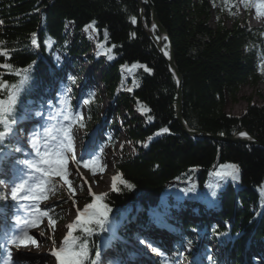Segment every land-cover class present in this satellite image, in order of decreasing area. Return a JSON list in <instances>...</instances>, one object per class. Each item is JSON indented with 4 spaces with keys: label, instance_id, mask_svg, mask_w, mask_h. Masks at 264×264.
I'll use <instances>...</instances> for the list:
<instances>
[{
    "label": "trees",
    "instance_id": "trees-1",
    "mask_svg": "<svg viewBox=\"0 0 264 264\" xmlns=\"http://www.w3.org/2000/svg\"><path fill=\"white\" fill-rule=\"evenodd\" d=\"M150 1L167 32L181 76L185 124L193 130L225 136L244 129L264 141V103H247L238 115H228L224 109L228 100L237 101L241 86L264 84V23L250 26L247 16H237L236 0ZM250 1L243 0L246 13ZM259 1L264 4V0ZM140 3L137 0H0V100L8 102L13 96L15 101L11 111L3 114V121L16 118L28 105L45 102L55 80L67 77L64 66L52 63V52L65 54L68 64L75 66V58L88 50V44L79 38L80 33L91 28L95 41L105 49L106 65L99 77L105 95L121 102L128 117L132 115L130 108L134 107L143 122L130 118L123 123L132 153L123 150L115 158L109 191L86 196V209L95 201L97 206L107 205L111 211L102 224H89L91 233L73 227L76 243L71 247L87 242L88 256L82 264H98L95 262L98 243L108 238L125 259L132 251L113 232L120 220L125 219L128 225L122 235L129 237L128 229L133 222L144 223L158 212L162 193L174 183L195 176L197 190L203 191L213 172L230 165L236 170L237 181L224 175L215 182L218 207L210 212V218L220 224L212 226L204 218L193 224L188 218L192 215L189 210L180 216L179 222L182 228L203 229L225 238L222 255L214 264H240L247 246H252L256 253L264 247V195L260 192L264 185V149L245 143L192 139L184 134L175 116V78L161 52L144 32L160 38L152 26L147 3L145 0ZM66 23L73 26L70 43L64 34ZM162 46L169 54L166 40ZM87 59L97 69L103 63L102 58L93 61L88 56ZM123 67L130 72L126 82L132 86L130 95L117 91ZM85 108V116L78 119L77 126L86 131L99 121L98 100L89 95ZM0 204L3 205L1 199ZM251 204L255 206L253 211L249 209ZM52 219L62 223L63 215L54 212ZM227 222L228 227L224 226Z\"/></svg>",
    "mask_w": 264,
    "mask_h": 264
},
{
    "label": "rangeland",
    "instance_id": "rangeland-1",
    "mask_svg": "<svg viewBox=\"0 0 264 264\" xmlns=\"http://www.w3.org/2000/svg\"><path fill=\"white\" fill-rule=\"evenodd\" d=\"M236 4L237 10L235 14L240 18L247 16L246 18L250 26H261L264 23V15L262 13L264 4L262 1L251 0L248 13L245 12L243 0H236ZM257 5H260L259 11ZM73 33V26L70 23H66L64 34L68 43L72 41ZM79 38H83L84 43L88 44V50L83 56L75 58V66L72 67L68 64V58L65 54L60 53L59 51L52 52V63L57 67L64 66L67 78L58 79L53 84V90L48 91L47 97L45 98V104L40 105V107L36 109H32L37 111H31L29 113V116H33V113L36 112V117L45 119L48 122L47 129H50L52 136L56 137L54 142L55 147L58 146L61 140L67 143L68 138L71 139L72 149L71 151L65 149L63 156L66 167L69 171L68 181L71 182L72 176L76 178V180L71 183L75 186L74 196L77 200L71 199L65 201L55 194L58 180L61 191L65 192L68 198H71L69 189L65 188V185L62 183L63 181H61L59 176H56L54 173L51 175L52 178H56V180L51 181L50 179V183L46 182V193H43V199H39L41 204L38 208L41 212L47 211L48 215L39 216L37 220L38 226L34 229L35 232L42 234L41 239L46 242L45 245L38 247L40 257L37 260V264L45 263L43 260L44 254L48 256L50 255V257L54 258L55 264H58L56 258L51 254L53 249H55L51 242L60 241L65 237L69 230V224L74 225L76 229L84 232L83 228L76 221V217L79 213H83L81 207L85 206L87 203L86 196L89 194L95 196L109 191L112 176L115 173L113 170V162L115 158L118 157L123 150L127 151L128 154L132 153V145L127 140L123 131V123L126 119L130 118H135L143 122V117L136 112L134 107L130 108L132 115L128 117V112L122 107L121 102L112 99L110 100L105 95L99 82V77L101 71L105 68L106 60L100 52L99 47L94 44L96 36L91 29L87 28L82 30ZM83 48H85L84 45ZM88 56H92L93 61L97 60L96 58L102 57L103 63L101 67L98 69L94 68L92 63L87 61ZM79 71H82V73L77 75ZM127 77L128 74L126 71L120 69V82L117 86V91L119 93L130 95L131 88L129 86L126 87V85L123 84ZM69 79H72V81L74 79V83H72V81L70 83ZM89 95L93 96V99L98 100L99 121L91 124V127L85 131L78 128L76 124L79 118L85 116V100ZM247 103H253L256 105L264 103L263 83H258L256 86H241L237 93V101L231 102L228 100L224 109L228 115H238L245 110ZM65 116H67L68 119H65ZM12 124L14 123L7 119L2 122L3 132L1 133H3V137L0 138V144L4 145L5 148L0 152V162L4 161L6 167L8 165L7 159L1 161V156L3 153H10L13 151L10 146L11 137L9 134L6 135V130H9L7 128ZM61 128L68 129V137H65L62 132L57 131ZM112 140H114L113 143L110 142ZM87 146H89V151L81 156L82 150ZM98 146L102 147V151L97 150ZM85 161L89 162L88 166L85 165ZM35 162H39V160H36ZM224 169L232 172L230 177L237 181L235 169L230 165L225 166ZM87 177H92V180L88 183L86 181ZM220 179L221 177H218L217 175H215V177L211 175L210 181L214 184V182H218ZM187 182L188 189L192 191L189 195H185L188 201L178 206V210H176L174 215L176 216V220H179L184 211L189 210L194 214L191 220L197 223L199 220L198 213L204 212L207 214L210 210H215L218 207V202L216 201V188L213 184H210L208 188L205 187L203 191H198L195 186V179H189ZM0 186H3L2 182H0ZM176 187L183 192V185H176ZM10 190V187H7L6 191L2 190L0 187V198L2 197L5 200L4 203L9 202ZM260 192L264 195V185L260 189ZM162 205L163 204H159V211L155 215L150 216L148 221H145L148 225L147 227H136L131 231L130 236H135L136 238V241L133 244H130L132 250L136 252L135 254L143 258L148 264H154V262H157L158 264H192L193 261L196 264L198 262V264H203V260H207V264H213L215 261L219 260L222 255V246L218 245L217 242L224 243L225 238L221 239L218 236H214L205 231L182 233L178 230V234L171 235L178 237L175 242V246L178 250L173 248L174 252L171 254L170 252L164 254L160 250H154L151 245H146V250L145 248H142L141 245H139L140 241L137 239V234L139 233L138 230L150 229L153 222L158 224L162 218L166 217L168 209H164ZM249 209L253 211L255 206L251 204ZM54 212H59L63 215L62 223H58L52 219ZM210 220L213 225L218 226L220 224L216 219L210 218ZM174 225L177 227L176 224ZM224 226L228 227L230 226V223L227 222ZM122 227H119L118 230H121ZM55 229L57 232H54ZM27 234L30 236L31 232ZM96 240L97 239H95V241ZM202 241H204L205 244H210V247L208 246L211 249L209 252L198 249ZM62 244V242H59L57 245L61 248ZM1 246L2 250L5 251L7 247H4L3 244ZM82 246L87 249L88 256L89 245L87 242L72 246L71 250L78 252L81 250ZM109 247L112 249L114 248L112 242L107 239H102L98 244L99 253L103 254L105 249ZM260 252L263 254L257 256L253 249L249 250L246 262H250L251 264H264V247L261 248ZM99 253L97 255L98 262H101V254ZM149 253H152V256H149ZM184 256L189 257L185 258ZM97 257L95 258L96 262ZM244 260V256H241L240 264H243ZM127 261L128 259L124 260L125 263ZM126 264H129V261Z\"/></svg>",
    "mask_w": 264,
    "mask_h": 264
},
{
    "label": "bare ground",
    "instance_id": "bare-ground-1",
    "mask_svg": "<svg viewBox=\"0 0 264 264\" xmlns=\"http://www.w3.org/2000/svg\"><path fill=\"white\" fill-rule=\"evenodd\" d=\"M48 94V92H47ZM34 109V108H32ZM25 109L27 113H23L21 118L14 124L10 125L7 129L10 132H6L11 137V148L13 149L10 153H3L1 156V161L7 159L8 165L7 167H3V163L0 162V182L3 181V179L7 182L8 186H10V196H9V202L4 203L0 207V240H4L5 238L10 237V235L13 233V227L14 224L12 223L11 217L15 216L17 217L20 213V209L22 208H30L32 207V204L35 200H25L23 199L24 196L28 195L24 190H21L18 195L17 199L12 198V188L16 186V184L20 183L23 180H27L29 184L36 183L37 177L39 176L40 172H37L34 168H30L27 164L23 163L25 160L28 161H36L40 160V156L37 155V152L44 153L47 151H53L55 149L54 142L55 139H48L45 137V124L48 122L45 119H41L36 117V112L33 113V116H29V113L31 111H37ZM36 109V108H35ZM37 125H40L38 128ZM15 126V127H14ZM27 131V132H26ZM28 134H26V133ZM22 133L25 135L22 136ZM52 135V134H51ZM37 142V147L34 149L32 147L33 141ZM26 143L28 145H26ZM5 147L0 148L2 151ZM11 149V150H12ZM97 150L102 151V147L98 146ZM86 149L83 151L85 152ZM6 152V151H5ZM50 158H54V155ZM21 159V160H20ZM40 167L45 168V170L49 173L45 178H49L52 180H56V178H52V173H54L56 176H59V179L63 181L62 183L65 185L66 189H69L71 198L66 196L65 192H62L60 189V183L57 180L56 184V190L55 194L58 195L61 199L68 201L71 199L77 200V198L74 196L75 186L71 183L72 181L76 180L74 176L71 177V182L68 180L69 171L66 167V163L64 165V175H57L55 166L52 169H49L47 165H39ZM92 180V177H87L86 181L87 183ZM190 183V182H189ZM188 184V182H187ZM187 184H183V192L181 194L176 195L175 197H172L169 195V197L164 198V201L161 202L162 207L164 209H167L168 206L178 207L182 205V201L185 200V195L190 193V190L188 189ZM4 186V185H3ZM186 187V188H185ZM3 190L6 191L5 187H2ZM43 193H46V187L43 188ZM21 205H24V207H21ZM75 218V217H74ZM150 229L147 230H138L137 239L140 241V244L142 248H145L146 245H151L154 250H160L162 253L170 252L173 253V248H177L174 246L170 240L171 235L178 234V230L175 228L173 224L168 222L167 220H162L159 224L156 222L152 223V226H150ZM184 232H186V229L183 228ZM54 232H57L55 229ZM33 239L37 241L35 245L31 243V241H26L24 243H20L17 237H21L18 233L13 234V237L11 238V256L10 261L8 264H37V260L40 257L38 247L43 246L46 244L45 241H42V235L38 232H31L30 235ZM59 242H62V247L59 248L57 245ZM64 238H62L60 241H53L51 242L53 247H55L58 250H61L64 246ZM210 244H205L204 241L201 242V245L199 246V250L201 251H207L209 252L211 249L209 248ZM209 246V247H208ZM177 250V249H175ZM46 252V250H45ZM145 252V251H144ZM146 253V252H145ZM2 254V251L0 250V255ZM48 254V253H47ZM131 256V255H130ZM149 256H152V253H149ZM151 258V257H150ZM138 258H134L129 261V264H140L137 260ZM43 260L45 261L44 264H55L54 258L50 257V255H43ZM157 260V259H156ZM160 262V260H159ZM4 263V262H1ZM121 264V259L119 254L112 249L111 247L106 248L103 256L101 258V264ZM154 264H157V262Z\"/></svg>",
    "mask_w": 264,
    "mask_h": 264
},
{
    "label": "snow or ice",
    "instance_id": "snow-or-ice-1",
    "mask_svg": "<svg viewBox=\"0 0 264 264\" xmlns=\"http://www.w3.org/2000/svg\"><path fill=\"white\" fill-rule=\"evenodd\" d=\"M259 8H260V5H257L258 11H259ZM133 23H135L134 18H133ZM153 27L155 28L156 26L153 25ZM33 43H35V41H33ZM165 55H168V53H165ZM14 102L15 101H14L13 96L9 97L8 102L0 100V122L3 121V114L6 111H11V104ZM65 119H68V117L65 116ZM57 131L62 132L65 137H68L67 128H61V129H58ZM44 134H45V137L48 139H56L55 136L51 135L50 129H46ZM241 135L243 136L244 133H241ZM2 137H3V133H0V138ZM32 147L34 149L37 147V142L35 140L32 143ZM65 149L69 151H71L72 149V141L70 138H68L67 143L61 140L58 146H56L53 151L46 150L44 153L37 152V155L40 156L39 162L25 160L23 163L27 164L30 168H34L37 172L43 173L45 176H47L49 173L45 170V168L40 167L39 165H47L49 169H52L55 166L56 174L63 176L65 172L64 170L65 159L63 156ZM53 155H54V158H50ZM85 165L88 166L89 162L85 161ZM231 174L232 172L228 171L227 169H222V171L217 173V175L219 176L231 175ZM45 182L46 181H44L40 177H37V182L33 184H29L27 180H23L20 183L16 184L15 187L12 188V193H11L12 198L14 200L17 199L18 193L21 190H24L27 193H29L28 195L23 197V199L25 200L43 199V185ZM113 187L115 188V182H113ZM21 207H24V205H21ZM89 209L91 211H88ZM36 213L38 215H34L31 220L25 221V227L34 226L39 216L48 215L47 211L41 212L39 208L36 209ZM107 213H108L107 205L97 206V204L94 201L92 204H89L87 206V209L84 213H79L77 215L76 221L83 228L84 232L91 233L92 229L89 227V224L91 223H95L97 225L102 224L103 219L107 216ZM82 217H86V218L82 220ZM73 227L74 225L72 224L68 225L69 232L67 236L65 237V244L68 247L62 248L60 251H57L55 249H53L52 251V255L56 258L58 264H82V261L87 257V249L83 246L81 247V250L78 252L71 250V245L76 243V240L75 238H73V233H72ZM16 239H18L20 243H24L26 241H31L33 245L37 243V241L33 239L31 236H29L26 231L23 237H17Z\"/></svg>",
    "mask_w": 264,
    "mask_h": 264
},
{
    "label": "water",
    "instance_id": "water-1",
    "mask_svg": "<svg viewBox=\"0 0 264 264\" xmlns=\"http://www.w3.org/2000/svg\"><path fill=\"white\" fill-rule=\"evenodd\" d=\"M140 3V0H137ZM147 3L150 13H151V22L152 26L155 25L158 34L160 36L159 39H157L151 32L149 31H144L145 34L150 38V40L153 42V44L156 46V48L161 52L163 57L165 58L166 62L168 63L171 72L175 78L176 81V86H177V93H176V100H175V116L180 124L183 132L185 135L190 136L192 139H203V138H208L211 140H214L216 142H221V143H245V144H252V145H257L261 148L264 149V141L256 139L252 137L246 130L242 129L238 132H236L233 135L225 136V135H218V134H210L207 132L199 131V130H193L190 129L184 122L182 118V92H181V76L175 66L174 59H173V53H172V48L170 44V40L168 38L166 30L160 25L153 4L151 3L150 0H145ZM140 16L143 17V10L142 8L140 9ZM166 40L167 44L169 45V54L165 55V50L162 46V41ZM241 133H244L242 136Z\"/></svg>",
    "mask_w": 264,
    "mask_h": 264
},
{
    "label": "clouds",
    "instance_id": "clouds-1",
    "mask_svg": "<svg viewBox=\"0 0 264 264\" xmlns=\"http://www.w3.org/2000/svg\"><path fill=\"white\" fill-rule=\"evenodd\" d=\"M110 211H111V209L108 207V213H107V216H108V214H109ZM107 216H106V217H107ZM106 217H105V218H106Z\"/></svg>",
    "mask_w": 264,
    "mask_h": 264
}]
</instances>
